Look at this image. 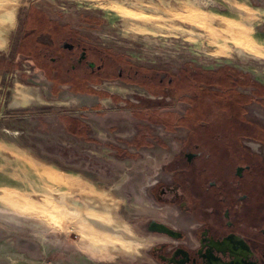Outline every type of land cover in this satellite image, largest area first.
<instances>
[{"label": "rangeland", "instance_id": "rangeland-1", "mask_svg": "<svg viewBox=\"0 0 264 264\" xmlns=\"http://www.w3.org/2000/svg\"><path fill=\"white\" fill-rule=\"evenodd\" d=\"M67 14L96 16L83 25L94 41L176 78L230 67L264 88V0H0V264H142L150 245L136 223L157 214L147 183L187 131L151 130L141 109L186 104L137 103L142 89L120 80L104 93L52 89L22 72L21 27ZM63 197L92 217L109 211L141 242L95 229Z\"/></svg>", "mask_w": 264, "mask_h": 264}, {"label": "flooded vegetation", "instance_id": "flooded-vegetation-1", "mask_svg": "<svg viewBox=\"0 0 264 264\" xmlns=\"http://www.w3.org/2000/svg\"><path fill=\"white\" fill-rule=\"evenodd\" d=\"M50 18L46 26L21 27L19 66L30 69L22 72H39L52 89L81 86L104 93L101 86L120 80L142 89L137 103L186 104L180 111L141 109L149 113L151 130L187 131L178 152L147 183L157 214L136 223L150 245L142 264H264L263 86L243 74L176 78L94 41L83 25L99 23L96 16ZM253 105L262 110H256L257 119L249 116ZM68 202L115 236L141 242L125 237L109 211L102 210L110 215L107 221L89 216L83 201Z\"/></svg>", "mask_w": 264, "mask_h": 264}, {"label": "bare ground", "instance_id": "bare-ground-1", "mask_svg": "<svg viewBox=\"0 0 264 264\" xmlns=\"http://www.w3.org/2000/svg\"><path fill=\"white\" fill-rule=\"evenodd\" d=\"M69 199H70V198H68V197H63V200H64L65 202H68ZM69 203H70V202H69ZM77 210H78V209H77ZM82 218H84L89 224H91V226H93V227H94L95 229H97V230L113 232V230L110 229V228H108V229H106V228H105V229H104V228H101V227L97 224V220H94V219L88 217V216L86 215V213H84L83 210H82Z\"/></svg>", "mask_w": 264, "mask_h": 264}, {"label": "trees", "instance_id": "trees-1", "mask_svg": "<svg viewBox=\"0 0 264 264\" xmlns=\"http://www.w3.org/2000/svg\"><path fill=\"white\" fill-rule=\"evenodd\" d=\"M225 74H231V75H233V74H238L237 72H236V70H234L233 68H230V67H228V68H226L225 69ZM241 74V73H240Z\"/></svg>", "mask_w": 264, "mask_h": 264}]
</instances>
